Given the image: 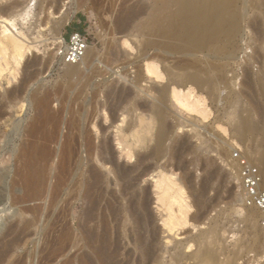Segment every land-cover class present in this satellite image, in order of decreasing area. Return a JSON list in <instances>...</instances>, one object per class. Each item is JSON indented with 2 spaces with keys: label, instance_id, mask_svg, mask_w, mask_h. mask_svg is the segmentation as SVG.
<instances>
[{
  "label": "rangeland",
  "instance_id": "374dc122",
  "mask_svg": "<svg viewBox=\"0 0 264 264\" xmlns=\"http://www.w3.org/2000/svg\"><path fill=\"white\" fill-rule=\"evenodd\" d=\"M60 1L0 0V8L14 6L12 10L16 12L29 3V17L18 19L17 26L26 36L25 42L36 45L32 53L18 66L11 59L8 70L0 77L1 98L22 81L26 84L22 91L24 96H20L22 101L17 100L16 104L13 102L9 106L6 105L8 100L0 98V105H3L4 109L0 117V249H3L6 240L14 236L11 230L15 226H18L14 228L15 231L19 230L23 223L33 216L32 213L21 212V205L13 202L11 184L24 159L22 152L20 153L23 151L21 148L24 149V143L28 138H32L30 124L38 113L35 109L36 99L32 93L35 92L37 97H50L52 112L60 114L65 120L62 125L64 134L76 129L67 127L71 121L69 119L75 120L76 116L78 125H81L80 128L78 126L79 130L82 128L84 134L91 131L96 142L103 136H108L111 151L115 159L118 157L117 163L122 162L126 166L135 163V156H127L128 150H123L119 144L117 126L125 127L128 122L134 121L133 119L136 121L133 112L131 115L129 111L133 102L145 105L146 108L142 107L140 110L142 112L145 109L143 113H147L146 117L151 116L152 128L148 143H137L136 150L140 156H145L146 153L150 156L152 151L154 154L153 158L146 155L148 159H145L143 165L149 168L153 166L141 184L151 185L152 191L156 187L155 180L159 179L163 172L173 178L174 182L181 184L180 186L183 183L184 186V208L173 203V208L169 205L168 211L164 207L165 204L162 206L163 203L159 202L161 200L157 199V187L153 193L150 192L152 199L149 209L153 211L152 219L155 220L154 225L159 231L157 253L161 264H194V258L191 256L201 249L205 252L203 264H264V232L260 223V211L256 207L247 206L245 202L237 160L238 156L248 158L260 168L264 181L262 0L238 1L237 7L241 13L245 12V17L241 21V34L230 38L229 44L235 53L230 60H219L221 55L217 54L216 60L211 58V61L224 67L221 71L218 68L208 69L207 75H201L204 82L200 86L193 83L180 86L170 84L169 73L175 71L172 63L178 61L180 55H167L157 47L145 46L147 34L144 29L139 28V24L149 19L155 9V16L159 14L161 10L157 1L68 0L64 8L62 7V12H59L57 6L63 4V0L59 3ZM125 9L136 11V15L130 18L131 21L125 17L123 19ZM170 9L175 8L172 5ZM63 18H68V21L61 25ZM74 31L87 35L89 47L80 62L66 64L58 55L61 44H57L55 40L58 36L68 39ZM114 46H118V50L121 49L116 53L117 57L111 52ZM160 56L163 57L159 58ZM6 57L8 58V54ZM170 63L171 65H168ZM149 64L155 67V71H158L156 74L160 76L147 71ZM202 66L207 68L205 63H202ZM137 75L143 77L139 88L133 85L139 78ZM219 75L220 79L216 81V76ZM206 78L208 79L205 81ZM166 85L169 86L168 92H161ZM155 86L160 90L157 91ZM114 88V92H120L121 89V92H132V96L130 95L127 101L124 100L120 107L119 97L106 95ZM147 106L162 112L156 115L146 111ZM77 129L74 131L76 134L79 132ZM76 141L78 142H74V145L79 148L82 140ZM54 144L53 148L55 146L57 149L58 145ZM71 163L73 166L69 165L72 167L70 174L65 177L70 184L77 179L82 168L77 161ZM122 163L120 165H123ZM94 164L104 171H108L107 168L110 167L109 164L103 168L97 161H94ZM212 171L213 178H210ZM185 174L186 176H183ZM186 177L190 182H187ZM113 184L115 185V182ZM113 184L109 189L115 188ZM201 190L204 194L199 192ZM199 193L203 195V198L199 197L203 203L196 202L200 200ZM71 195L72 192L67 187L61 193V198L54 203L50 197L30 202V205L42 204L39 223L37 222L38 233L27 236L21 234V240L15 245V250L6 253L5 257L8 256L3 259L5 262L2 260L0 264H72L69 261L73 260L74 254V249L69 244L71 240L61 239L60 233L65 227L68 229L65 228L64 231L77 227L80 221L83 223L81 219L85 206L82 200L75 201ZM102 206L101 209L104 204ZM181 210L184 211L181 213ZM167 214L180 224L173 225L172 228L165 225L169 217ZM99 220L100 218H96L95 222Z\"/></svg>",
  "mask_w": 264,
  "mask_h": 264
},
{
  "label": "bare ground",
  "instance_id": "6f19581e",
  "mask_svg": "<svg viewBox=\"0 0 264 264\" xmlns=\"http://www.w3.org/2000/svg\"><path fill=\"white\" fill-rule=\"evenodd\" d=\"M61 1L59 3H61ZM238 1L239 0H155L157 4L159 3V9L161 11L155 16L156 9L154 8L155 10L154 12L152 10L153 13L151 17L140 23L139 28L142 30L144 29L147 34L145 46L157 47V49H161L162 52L167 55H180V59L172 63V68H174L175 71H170L169 73L168 82H170V84L180 86L185 83H193L200 86L203 85L202 83L204 82L201 75H207L208 69L213 70L218 68L219 71L223 69V65L214 63L211 61V58L216 60L217 54L221 55V57L218 58L219 60L222 58L230 60L235 53L234 49H232V46L229 44L230 38L241 34V21L245 17V12L241 13L237 7ZM263 1L264 0L261 1L262 5L264 4ZM66 2H68V0H63V4L61 3L62 5L58 4L57 10H59V12L64 8ZM172 5L175 8L174 10L170 9ZM128 6L126 7L128 8ZM12 7L14 6L0 8V77L4 71L8 70L9 64L12 62L11 59H13L18 66V64H21L28 54L32 53V50L36 47L32 42H25L26 36L17 26L18 19H27V16L29 17L31 12L29 3L19 9V12L13 11ZM260 10L262 11V8H260ZM134 11L131 9L126 11L125 16L120 11L119 12L122 14L123 19L125 17L127 20H130V18L136 15V11ZM227 15L230 16L228 17ZM118 19L120 18L118 17ZM67 21L68 18H63L61 25L67 23ZM125 22L129 23L126 20ZM120 28L121 27H119V29ZM55 41L57 44H61V46L65 43L64 38L61 36H58ZM117 47L114 46L111 48L112 54H116L121 50H118ZM7 54L8 58L6 57ZM162 57L163 56H160L159 58ZM202 63H205L207 68L203 67ZM168 65H171V63ZM147 71L149 73L158 74V71H155V67H153L152 64L148 65ZM137 76L139 78L133 82L135 88L140 87V82H142L143 78L142 75ZM207 79L208 78L204 80L206 81ZM219 79L220 75L216 76V81ZM209 81L211 80L209 79ZM24 85H26L25 81H22L15 89L3 95L2 98L8 100V104L6 105L11 106V103H17V100L22 101L21 97L24 96H22V91L25 89ZM155 88L157 89L156 86ZM168 90L169 86L166 85L162 88L161 92H168ZM114 91L115 88L111 89V92H108L109 94L106 95L119 97L122 101H118V107L121 106L124 100H128L130 95L132 96L130 90H127V92H121L122 89L120 92ZM32 93H34L33 95L35 96H33V98L36 99L35 106L37 108L35 109L38 110V113H36L33 121H30V129L27 128L30 130V136L32 138H28L26 143H24V149L21 148L23 151H20V153L22 152L23 155H21L24 159L21 161L19 173H16L17 176L11 184L13 190L10 189L12 190L11 193H13L11 195H13L14 201H12L16 205L18 204V206L21 205V212L32 213L31 215L33 216L32 219L26 220L19 230L15 231L14 229L18 226L14 228L9 226L11 229L13 228L9 230H11L14 236L5 242L3 241L5 244H3V249H0V262L4 259L6 253L13 249L15 250V245H17L21 234H26L27 236L29 234L38 233L37 224L39 223L38 218L42 204L30 205V202L45 200L47 197H50L49 199H52L54 203L61 198V193L68 187L70 192H72V198H74L75 201L79 199L82 200L85 206V213H82L83 218L81 219L83 223L80 221L77 227L64 231L65 227L60 233L61 239L69 238V240H71L69 244L70 247L74 249V254L72 256L73 260L69 259V261L72 262V264H161L160 257L157 253V244L159 243H157V235L159 234L157 232L159 231H157L158 227L154 225L155 220L153 221L152 219V215H154L153 211L151 212L149 209L151 208V193H153V190H156L154 188L157 187L159 195L157 199L161 200L159 202L163 203L162 206L165 204L164 207L167 208V211L168 206L170 205L169 207L171 208V204L173 203L184 208V205H182L184 204V186L182 181H180V183H182L183 187L180 186L181 184L179 185L174 182L175 180L173 178L171 179L168 174H164L163 172L161 174L159 173L160 178L158 177L159 179L155 180L156 187L153 188V192L150 190V187H152L151 185L143 186L141 184L144 177L149 174V169L153 166L151 163H149L151 165L150 168L143 165L145 159H148L147 157L149 154L147 155L146 153L147 157L146 155L140 156L139 152L136 150L137 143H148L147 141L149 140V134L152 128L153 119H151V116L146 117L147 113H143L145 109L142 112L140 110L142 107L146 108L145 105H141L142 103L140 104L137 101L133 102V107L131 106L129 111L131 115L133 112L136 121L133 119L134 121L128 122L125 127L116 125L118 133H115H117L119 144L122 145L123 150H128L127 156L130 158L135 156V163H131V166L129 163L128 166H126L122 162L123 165H120V162V164L117 163L116 159L118 157L116 156L115 159L112 153L113 151H111L112 147H110L111 142L109 138H107L108 136H101V140L96 142L95 137L90 133L91 131L87 134L85 132L84 134L82 128L79 130L81 125H78L76 116L75 120H72V118L69 119L71 121L67 127L72 126L77 129L79 126L77 129L79 130V132H77L78 134L74 132L75 129L73 132L70 131L67 134L65 132V135L62 131V125L65 123V120L60 114L57 115L52 112L49 103L51 102L49 101L50 97H48V95L37 97L38 95L35 92ZM175 96L177 97V94H175ZM179 101L181 102L180 99ZM0 102L2 103V101ZM3 110V105H0V117L3 114ZM138 110L140 111L138 112ZM146 111L154 112L156 115L162 112L157 111L151 106H147ZM103 133L104 132H102V134ZM112 136L114 137V135ZM77 139L82 140V144L79 145V148H76V144L74 145V142H78L76 141ZM23 140L25 139L23 138ZM54 143L58 145L57 149H55V146L53 148L52 144ZM51 145L55 150L51 149ZM153 150L155 149L153 148ZM153 152L154 151H152V153L150 152L152 158ZM72 161L79 162L82 168L79 166L81 169L79 168L80 172L78 171L77 179L70 184L67 183L65 177L71 171L70 168L72 167L69 165L71 164L73 166L71 163ZM94 161H97L103 168L108 167L107 165L110 164V167L107 168L108 171L96 167ZM212 174L213 171L210 174V178ZM183 176H186V174ZM112 178L114 179L113 181ZM188 178L187 182H190ZM113 182H115V185ZM111 184L115 186L114 189H109ZM199 192L203 193V190ZM200 196L201 194L198 198ZM201 198H203V195ZM200 200L196 202L203 203L202 199ZM49 203H51V201ZM103 204L104 210L101 209ZM183 211L184 210H181V213ZM170 214L167 215L169 216ZM172 214L174 215L175 213L173 212ZM96 218H100L99 222H95ZM181 219L183 220V218ZM93 222L95 223L92 225L91 223ZM177 224H180V222L175 221V218L172 216H169L167 221H165V225L170 227ZM1 225L2 224H0V227ZM129 246L131 247L128 248ZM200 251L194 252L191 256L194 258V264H203L205 252L202 251V249Z\"/></svg>",
  "mask_w": 264,
  "mask_h": 264
},
{
  "label": "built area",
  "instance_id": "2783aa9c",
  "mask_svg": "<svg viewBox=\"0 0 264 264\" xmlns=\"http://www.w3.org/2000/svg\"><path fill=\"white\" fill-rule=\"evenodd\" d=\"M59 50V57L66 64L80 62L87 53L89 42L87 35L74 31L65 39ZM238 172L240 174L245 202L247 206L256 207L260 211V223L264 232V185L260 168L248 158L238 156Z\"/></svg>",
  "mask_w": 264,
  "mask_h": 264
}]
</instances>
